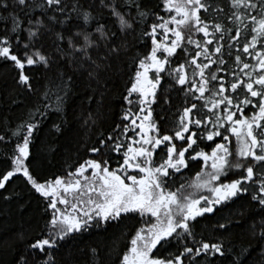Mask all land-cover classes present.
<instances>
[{"label": "snow or ice", "instance_id": "snow-or-ice-1", "mask_svg": "<svg viewBox=\"0 0 264 264\" xmlns=\"http://www.w3.org/2000/svg\"><path fill=\"white\" fill-rule=\"evenodd\" d=\"M159 7L168 18L155 13L159 22L142 33L151 46L135 59L134 74L123 96L128 105H138V112L129 108L122 121L130 124L116 126L124 135L132 131L140 139L129 138L131 143L124 144L118 135L101 134L100 146L90 149L96 154L103 148L120 153L122 161L116 168L107 159H89L67 177L41 179L32 152L39 124H21L23 131L14 133L18 138L8 168L0 172V190L7 191L14 178L20 179L45 199V212L50 210V215L43 227L0 236V257H10L0 258V264H79L71 255H60L65 244L77 234L106 231L133 217L140 218L141 226L119 264H264V0H228L227 8L211 0H161ZM105 9L115 30L102 22ZM212 12L224 13L226 22ZM152 14L142 0H0V21L11 22V28L0 29V60L11 61L18 70L17 82L31 91L26 69L50 66L51 58L37 44L51 34L55 52L69 65L77 60L89 63L88 76L96 79L101 70L111 67L106 61L127 50V37L135 33L136 25ZM56 25L67 27L57 31ZM21 32L27 33L25 42ZM186 32L201 33L204 39L186 37ZM185 40L197 51L189 53ZM102 48L106 51L100 55ZM178 49L191 58L167 74L174 73L180 86L188 85L187 91L195 100L204 101L202 107L208 114L201 117L198 105L192 103L183 109L178 129L163 134L152 120L151 106L156 103L161 74L178 57ZM188 66H192L191 80ZM61 76H67L64 84L68 87L72 75ZM57 101L62 104L64 97L58 96ZM54 127L61 130L60 125ZM4 140L0 135V141ZM198 140L212 142L211 151L199 149ZM176 141L183 142L182 146L178 148ZM157 150L163 154L159 163L154 159ZM197 161L201 170L195 178L173 190L175 174ZM89 169L91 175H85ZM245 196L248 210L239 213V220L217 222L222 231L214 239H204L196 231L198 218ZM236 228L241 231L234 232ZM171 246L177 247L176 253L160 255ZM89 252L96 264H104L99 246H89Z\"/></svg>", "mask_w": 264, "mask_h": 264}, {"label": "trees", "instance_id": "trees-1", "mask_svg": "<svg viewBox=\"0 0 264 264\" xmlns=\"http://www.w3.org/2000/svg\"><path fill=\"white\" fill-rule=\"evenodd\" d=\"M9 2L11 3L12 0ZM142 3L145 10L153 14L136 25L135 33L127 37V50L122 51L119 58L106 61L111 67L101 70L96 79L88 76V72L92 70L89 63L77 60L73 65L67 64L65 59L55 52L51 34H46L37 44V48L51 58L50 66L37 64L26 69L31 77V91L17 82L18 70L12 62L0 60V135L5 136V140L0 141V172L8 168V157L12 154L18 138L14 133L22 132L20 125L28 122L39 124V131L34 136L32 152L35 156L34 169L41 179L67 177V173L74 172L79 164L89 159H107L113 165L122 160L120 153L110 152L107 148H103L101 154L92 153L90 149L100 146L101 134L103 137H107L110 133L118 135L119 141L124 144L130 141L129 136L132 131L124 135L122 129L116 128L117 125L128 123L122 121L129 107L123 96L126 95L129 77L134 74L135 59L146 53L151 46L147 37L141 38L142 33L150 30L151 23L159 22L155 13L165 15L162 7H159L161 0H142ZM211 3L227 8L228 0H211ZM3 14L7 15L6 12ZM212 16H218L220 22H226L224 13L212 12ZM112 19L105 9L102 22L115 30ZM208 22L211 23L212 20L209 19ZM73 23H82V21ZM26 26L25 24L22 27ZM5 27L11 28V22L0 21V29ZM66 27L56 25V30L63 31ZM197 35L201 40L204 39L203 34ZM26 38L27 33L21 32V41L25 42ZM215 42L214 40V45ZM104 51L106 50L102 48L100 55H103ZM232 51L234 56L235 48ZM93 56L95 57L96 53H93ZM179 57L180 55L176 59ZM225 58L229 59L227 56ZM229 64L232 65L231 59ZM62 73L73 77L68 87L64 84L67 76L62 77ZM164 77L154 106L158 126L163 132L176 125L177 111L186 101L182 96V89L174 81V76ZM62 88L64 91H61ZM65 91L70 94L65 96ZM46 92L47 99L44 97ZM58 96L64 97L62 104L58 103ZM90 114L91 118H89ZM93 120L95 123L92 122ZM54 125H60L61 130L58 132ZM200 165V162L192 163L187 171L175 175L174 187L182 183L186 185L194 179L195 174L200 171ZM4 196L10 198L4 199ZM241 204L245 207L242 208ZM247 204L248 198L245 196L236 203L229 202L226 206H218L215 214H206L205 217L198 218L196 231L201 233L204 239H214L222 231L217 229V222H224L225 219L239 220V213L248 210ZM45 208L44 198L20 179L14 178L7 191L0 190V236L6 238L15 231H29L35 230L37 226L43 227L50 215V210L46 213ZM247 223L251 221L248 220ZM140 226L139 218L133 217L125 219L115 227L109 226L106 231L96 229L89 230L83 235L77 234L75 240L65 244L60 255L64 258L71 255V258L79 264H96L89 252V246H99L104 264H119L121 254L127 250L131 236ZM233 231L241 230L236 228ZM170 252L176 253L177 247L171 246L162 250L160 255L167 256ZM0 258L10 259L9 256Z\"/></svg>", "mask_w": 264, "mask_h": 264}, {"label": "flooded vegetation", "instance_id": "flooded-vegetation-1", "mask_svg": "<svg viewBox=\"0 0 264 264\" xmlns=\"http://www.w3.org/2000/svg\"><path fill=\"white\" fill-rule=\"evenodd\" d=\"M200 35V34H199ZM209 38V37H208ZM195 39L196 40H201V38H199L198 37V35L195 37ZM184 44H185V46L187 47V49H188V51H189V53H194L195 51H197V49H195V46L194 45H188L187 44V40H185V42H184ZM210 47H212V46H210ZM181 51L178 49V54L180 55V57L178 58V59H176V58H174L173 59V61H172V63L169 65V66H167V71L165 72V73H162L161 74V76L163 77L162 78V80H161V83H163V81H164V76L165 75H168L167 73L169 72V71H172V69H175L177 66H178V64H180V63H185V60L186 59H190L191 57L189 56V57H186L185 56V54L183 53V52H181ZM201 60L203 59L202 57L200 58ZM254 62V61H253ZM213 67H215V66H213ZM231 67H233V65H231ZM188 75H189V79L191 80L192 79V66H188ZM207 74V73H206ZM222 75H224V73H221ZM175 74L173 73V76H174ZM169 78H171V76L169 75ZM227 79H231V77L229 76V77H226ZM197 79H198V77H197ZM174 81H175V79H174ZM161 86V85H160ZM178 86H180L179 84H178ZM180 88L182 89V96H184L185 98H186V101L184 102V104L182 105V107L177 111V116H176V125L173 127V128H171L170 130H168V131H165V132H163L162 130H161V128H160V130H161V133H163V134H172L175 130H177L178 129V126H179V118H180V116L182 115V112H183V109L185 108V107H187V106H190L192 103H196L197 105H198V107H199V109H200V112H199V115L201 116V117H203V116H206L208 113H207V109L206 108H204V107H202V105L204 104V101L203 100H195L194 99V96H193V94L192 93H189L188 91H187V88H188V85H185V86H180ZM159 89H160V87L158 88V90H157V93H158V91H159ZM196 95H198V93H196ZM206 96L208 95L207 93L205 94ZM135 99H136V97H135V95L133 96V100L135 101ZM154 106H155V104H153L151 107H152V120L154 121V122H156V124L157 125H159V123H158V120H157V117H156V114H155V108H154ZM129 108H131L132 109V112L135 114V113H137L138 112V105H136L135 103L133 104V105H129V107H128V109ZM127 109V110H128ZM233 110H235V109H233ZM246 111H247V109H246ZM249 114H251V113H249ZM132 118H135V115H133V117ZM128 122V124H130V121H127ZM137 123H139V121H137ZM211 126L209 125V128H210ZM193 130L194 131H196L197 129H195V127L193 126ZM137 131H138V129H137ZM131 139H137V140H139L140 139V137L139 136H136L135 135V133L134 132H132L131 133V136H129ZM131 139H130V141H128L127 142V144L128 143H131ZM217 139H219V138H217ZM232 140H233V144H232V147H233V150H235V148H236V143H235V138L233 137L232 138ZM182 143L183 142H181V141H176V144H177V147L179 148V147H181L182 146ZM198 144H199V149H203V150H205V151H211V147L213 146L212 145V142H209V141H206V140H204V141H199L198 140ZM195 147V146H194ZM198 149V150H199ZM124 151V149H122L121 150V152H123ZM191 151V150H190ZM157 155L156 156H154V159L157 161V163H159V160H160V157H161V155H160V152H159V150H157ZM122 161V160H121ZM199 161H197V162H193V164L194 163H198ZM110 163V162H109ZM110 166L112 167V168H116L117 166H118V163H116V164H111L110 163ZM190 166H192V163L190 164ZM188 169H185V170H183L182 171V173L183 172H185V171H187ZM200 170H201V165H200ZM177 174H179V173H177ZM177 174H175V175H177ZM181 174V173H180ZM86 175H91V169H89L88 170V172H86ZM179 187V186H178ZM175 188H177V187H174V184L172 183V189L173 190H175ZM207 194V193H206ZM139 218V217H138ZM139 220H140V218H139ZM141 221V220H140Z\"/></svg>", "mask_w": 264, "mask_h": 264}, {"label": "rangeland", "instance_id": "rangeland-1", "mask_svg": "<svg viewBox=\"0 0 264 264\" xmlns=\"http://www.w3.org/2000/svg\"><path fill=\"white\" fill-rule=\"evenodd\" d=\"M168 15H169V14L165 12L164 17L167 19V18H168ZM197 34H198V33H193V34L188 33V32L185 33L186 37H187L188 35H192V38H193V39H195V37L197 36ZM158 38H159V37H158ZM150 134H151V133H150ZM85 175H86V173H85ZM82 182H83V181H82ZM83 199L86 200L87 197L85 196V197H83ZM69 200H70L71 202H75V201H72V197H71V196H69ZM83 206H84V205H81V207H83ZM58 207H60V208H64L65 206H64V205H58Z\"/></svg>", "mask_w": 264, "mask_h": 264}]
</instances>
